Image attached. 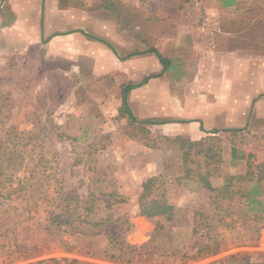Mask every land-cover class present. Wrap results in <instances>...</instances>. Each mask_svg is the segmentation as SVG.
<instances>
[{
	"label": "rangeland",
	"instance_id": "1",
	"mask_svg": "<svg viewBox=\"0 0 264 264\" xmlns=\"http://www.w3.org/2000/svg\"><path fill=\"white\" fill-rule=\"evenodd\" d=\"M114 1L125 5L124 16L139 17L131 27L135 25L151 46L172 59L175 71L193 73L197 59L216 41H232L233 47L252 49L264 57V0H239L238 9L225 11L218 7V0ZM59 2L61 7L69 4L99 18L102 39L114 37L116 42H106L121 58L147 49L100 9L102 0ZM232 36L236 39L230 40ZM44 52L39 45L14 56L0 54V137L23 133V143H30L19 178L42 155L48 176L32 179L34 186L22 192L20 199L0 197V264H52L54 259L119 264L105 260L102 249L111 253L116 239L142 247L158 226V219L140 216L143 186L151 179L156 180L152 192L163 196L177 213L171 224L164 223L168 237L155 245L156 254L145 256L140 264L146 259H153L151 264H178L179 253L193 256L206 243L200 234H193L196 225L216 212L210 192L199 183L201 177L218 188L227 175L245 176L249 162L264 164V128L207 135L203 139H212L209 159H200V168L193 164L195 158L186 165L183 152L157 149L155 143L150 141V146L141 140L142 129L160 135L157 126L144 124L138 129L121 115L120 85L126 84L121 74L97 79L66 64L45 62ZM167 137L186 136L171 132ZM251 187L242 185L238 200L224 203L225 223L230 226L218 227L217 233L226 249L190 264H264V195L257 197L261 206L250 205L244 196ZM90 195L97 199L91 209L100 221L96 229L83 235H71L64 226L48 231L58 211L65 209L71 215L78 206L77 212L82 207L90 209L86 203ZM167 244L177 258L161 252Z\"/></svg>",
	"mask_w": 264,
	"mask_h": 264
},
{
	"label": "crops",
	"instance_id": "2",
	"mask_svg": "<svg viewBox=\"0 0 264 264\" xmlns=\"http://www.w3.org/2000/svg\"><path fill=\"white\" fill-rule=\"evenodd\" d=\"M239 6V0L228 9L218 3L224 11ZM100 24L94 14L69 4L61 7L59 0H0V54L14 56L41 45L45 62L66 64L97 79L121 74L126 84L138 86L128 96L134 116L157 126L163 136L173 132L200 141L221 132L264 128V57L252 49L233 47L228 40L206 44L208 50L189 75L175 71V62L154 45L167 65L154 53L121 58L98 40Z\"/></svg>",
	"mask_w": 264,
	"mask_h": 264
},
{
	"label": "trees",
	"instance_id": "3",
	"mask_svg": "<svg viewBox=\"0 0 264 264\" xmlns=\"http://www.w3.org/2000/svg\"><path fill=\"white\" fill-rule=\"evenodd\" d=\"M103 3L100 6V9L108 11L117 25L128 33L130 38L140 42V44L147 46L145 50H134L133 55H129L128 58L136 56L139 54L145 53H154L156 54L162 64L167 65L168 61L159 55L156 48L151 46L150 39H146L142 33L136 31V26L131 24L138 23L139 17L134 14L133 16L125 15L127 10L124 13V6L122 3L114 0H102ZM141 2H146L148 0H140ZM220 6L224 9L235 7L238 4V0H218ZM76 8V7H75ZM150 20V19H148ZM129 25L130 29H127L126 26ZM100 42L111 46L109 43L102 39H98ZM112 47V46H111ZM126 58V57H125ZM138 88L137 85L127 84L123 85L121 88V99H122V108L121 115L126 117L128 124L132 126H137L138 129L142 128L144 124H150L147 122H140L133 114L131 107L128 102V96L133 89ZM144 130V134L141 140L145 144L151 146V142L156 144L157 149H177V151L183 152V158L186 165L192 164V158H195L197 168L201 167L200 159H209V153L211 149L209 147V142L212 140L210 137L202 139L200 141H192L187 137H167L163 135H154L151 131ZM240 131H229L231 134H238ZM23 133L18 135L14 132H9L5 134L3 138L0 137V197L4 199H20L23 197L22 192H29L31 187L34 186L30 181L35 178L38 180H43L48 178L46 175V159L45 156H41L40 162L35 165L33 168L27 167L24 172L23 179L19 178V172L21 167L24 164L25 156L24 150L29 146L24 142ZM33 139V137L29 138ZM232 156L234 159H238L237 152L232 151ZM38 158V157H37ZM198 160V161H197ZM206 167V166H205ZM248 170L245 176H225V183L222 187H214L212 183L208 180L207 177L202 176L199 183L203 185V188L210 192V198L212 200L213 208L216 209V212L212 216L206 215L204 223L201 225H196V228L193 231V234H200L206 239V243L199 247L196 253L193 256H188L186 254H180V257L177 258L176 253L169 252L170 249H167L168 244L161 248V252L164 250L167 253V256L171 258L179 259L178 264H190L195 263L200 260H204L211 256H216L226 249L224 243L220 240V233H217V228H227L230 224L225 223L224 214V203L232 202L240 197L242 185H253L251 187L249 194L245 195L247 202L250 205L261 206V201L257 200V197L264 195V164L255 165L253 163H248ZM208 168V165L207 167ZM188 173H191V170H188ZM28 176V177H26ZM201 176V175H199ZM156 183L155 179L148 180L144 186L142 195L140 197V216L146 217L147 219L154 220L158 219V226L156 231L152 235L150 241L142 247H134L126 244L122 240H114L113 244L110 245L111 253H108L105 249H102V256L105 260L110 262H115L119 264H140L141 259L145 256L153 257L156 254L155 245L159 241H164L168 237L167 226H164V223L169 225L171 224L176 217V209L171 205L163 196L156 195L152 192V189ZM16 185V187H15ZM45 188V187H43ZM43 190V189H41ZM226 195V197H225ZM97 199L90 195L88 201L86 202L91 207H82L80 212L78 211L79 206L68 215L65 213V209L55 213L50 219V229L61 230L65 227V232L71 235H83L86 234L88 230H94L99 226V222L96 220L95 215L91 212V209L94 208L93 205ZM238 200V199H237ZM77 206V205H76ZM75 206V207H76ZM258 211H256L257 213ZM256 217H259L257 214ZM202 230V231H201ZM95 256H98L95 254ZM233 259H240L239 257H233ZM153 259L143 260L145 264H151ZM52 264H81L77 261H68V260H50ZM247 262V261H246ZM42 263H45L42 262ZM49 263V262H48ZM159 264H165L159 263ZM174 264V263H173Z\"/></svg>",
	"mask_w": 264,
	"mask_h": 264
}]
</instances>
